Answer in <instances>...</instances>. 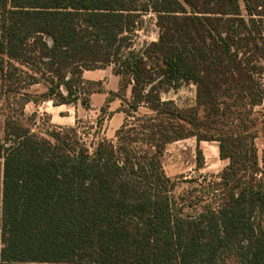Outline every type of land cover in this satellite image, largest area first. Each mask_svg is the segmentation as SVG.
<instances>
[{"label": "trees", "instance_id": "1", "mask_svg": "<svg viewBox=\"0 0 264 264\" xmlns=\"http://www.w3.org/2000/svg\"><path fill=\"white\" fill-rule=\"evenodd\" d=\"M150 12L158 39L139 50ZM109 65L122 93L83 75ZM263 75L264 0H0V264H264ZM183 84L193 105L163 99ZM95 91L102 112L122 101L115 140L89 145L77 125L42 135L11 107L91 109ZM190 137L198 170L202 141L228 163L177 193L163 156Z\"/></svg>", "mask_w": 264, "mask_h": 264}, {"label": "rangeland", "instance_id": "2", "mask_svg": "<svg viewBox=\"0 0 264 264\" xmlns=\"http://www.w3.org/2000/svg\"><path fill=\"white\" fill-rule=\"evenodd\" d=\"M143 27L136 30L132 34L133 45L136 49H142L147 43L158 39V26L156 25V15L153 12L147 13L143 16ZM112 66V65H110ZM108 67L104 73H108ZM106 78V77H105ZM91 85L93 89H99L108 85L110 88L116 89L117 92L122 93L119 81L110 78ZM98 81V80H97ZM264 81V75H263ZM27 90L35 95H40L47 90V84L42 81L27 88ZM127 99L132 98L131 85L124 93ZM196 87L194 84H183L178 89H170L163 92V99H172L179 106H190L195 103ZM92 108L87 109L80 101L77 104H60L55 105L53 100H45L40 102H30L25 107V114L19 111V100L14 101L13 115L19 118L23 123L30 125L35 132L45 134L44 131L49 127H67L69 125H77L79 135L82 141L89 145L96 142L101 137H106L112 140L116 139V131L124 122L126 114L120 111L122 101L116 98L110 102L106 112L101 111V107L107 103L104 95L93 94L91 96ZM2 101V99H0ZM11 107H7L10 111ZM129 107L128 105L125 106ZM264 108V103L261 106ZM141 114L152 113L151 109L147 106H141L139 109ZM103 118L104 124L99 128L98 121ZM130 118V121H134ZM99 130L101 131L99 133ZM259 153L264 156V136H260L257 140ZM201 147L205 155V167L202 169L196 168V152L197 140L195 137L181 139L167 145L163 156L164 169L170 177L178 181L177 193H182L191 188L193 184L189 183L186 179L196 178L198 183L203 181V175L209 178L211 175H217L226 165L227 161L219 156L218 144L215 141H202ZM211 174V175H210ZM210 175V176H209Z\"/></svg>", "mask_w": 264, "mask_h": 264}, {"label": "crops", "instance_id": "3", "mask_svg": "<svg viewBox=\"0 0 264 264\" xmlns=\"http://www.w3.org/2000/svg\"><path fill=\"white\" fill-rule=\"evenodd\" d=\"M108 67H112V66H107L105 68H97V69H86L83 73L84 77L86 79H90V80H100L102 79L103 80V84H106V81H104V79H108L107 78V75L110 76V78H113V79H116L119 81V76L116 75L114 72H113V68L109 69L108 73H104V70H106ZM106 77V78H105ZM105 89L107 91L109 90H112V91H116V89L114 88H110L107 86H105ZM101 94V95H104V98L107 100V96H108V92H99V91H95L92 93L91 96H93V94ZM121 111V110H120ZM226 161V160H225Z\"/></svg>", "mask_w": 264, "mask_h": 264}]
</instances>
